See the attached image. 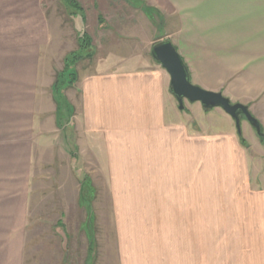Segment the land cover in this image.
I'll return each instance as SVG.
<instances>
[{"label": "rangeland", "instance_id": "374dc122", "mask_svg": "<svg viewBox=\"0 0 264 264\" xmlns=\"http://www.w3.org/2000/svg\"><path fill=\"white\" fill-rule=\"evenodd\" d=\"M241 1L0 0V45L41 44V69L54 86L43 88L67 118L51 132L53 143L50 133L41 134L48 140L35 147L26 224L22 218L1 223L0 264H264V227L239 218L238 199L230 200L224 180L217 179L223 188L210 189L204 175L198 212L179 210L177 186L145 185L143 193L132 194L129 178L108 177L128 164L95 162L76 146L75 111L67 95L73 92L70 76L100 64L113 49L127 57L142 54L150 47L146 36L164 34L177 42L194 28L198 35L207 31L206 39L211 26L224 32L230 8H264L257 0ZM84 174L98 187L91 203L89 192L78 194Z\"/></svg>", "mask_w": 264, "mask_h": 264}, {"label": "crops", "instance_id": "0c3cea01", "mask_svg": "<svg viewBox=\"0 0 264 264\" xmlns=\"http://www.w3.org/2000/svg\"><path fill=\"white\" fill-rule=\"evenodd\" d=\"M227 16L223 33L211 26L212 34L205 39L207 31L198 35L194 28L188 38L170 40L194 84L248 105L264 132V8L240 5L236 11L230 8ZM140 37L137 34L134 40ZM146 37L148 51L127 57L113 49L100 64L79 71L70 87L73 92L67 93L75 111L76 146L93 155L95 162L128 164L123 171L113 165L118 170L108 177L129 178L132 194L143 193L145 185L177 186L178 207L183 211L200 210L206 174L210 189L223 188L218 187L222 179L230 200L238 199L239 218L264 227L263 141L242 117L244 145L235 121L221 108L185 102L181 110L169 74L151 55L153 45L167 35ZM42 62L41 44L36 41L0 45V225L18 218L26 224L35 147L47 142V133L53 138L51 134L67 119L58 109L59 100L43 88L54 86L53 80L47 83ZM251 149L255 154H250ZM85 178L93 176L84 174L78 181L79 196ZM91 186L98 195L93 180Z\"/></svg>", "mask_w": 264, "mask_h": 264}, {"label": "water", "instance_id": "95a60500", "mask_svg": "<svg viewBox=\"0 0 264 264\" xmlns=\"http://www.w3.org/2000/svg\"><path fill=\"white\" fill-rule=\"evenodd\" d=\"M151 55L169 74L170 88L181 110L185 109V101L200 102L206 109L221 108L233 118L238 132H241V120L244 117L257 134L264 137L261 123L252 114L248 105L233 102L223 92L205 89L191 81L185 61L170 39L155 43Z\"/></svg>", "mask_w": 264, "mask_h": 264}, {"label": "trees", "instance_id": "16d2710c", "mask_svg": "<svg viewBox=\"0 0 264 264\" xmlns=\"http://www.w3.org/2000/svg\"><path fill=\"white\" fill-rule=\"evenodd\" d=\"M75 63H78V62L76 61ZM70 77L71 78H70L69 82L71 83V85H74V83L77 80V74H72ZM56 87L57 86H55V88ZM59 116H62L61 111L59 112ZM239 135L241 136L242 143L247 146V143L242 138L241 132H239ZM260 138L264 142V137H260ZM82 184H83V186H82L83 188H82L81 195H80L81 198H84V195L86 196V193L89 192L90 194L87 193L88 196H86V197L89 200L88 201L89 203L93 202L96 199L97 194H96V189L92 188V186H91V179H88V178L83 179ZM91 240H92V244H93L91 251H93L94 245H95V238L93 235L91 237Z\"/></svg>", "mask_w": 264, "mask_h": 264}]
</instances>
